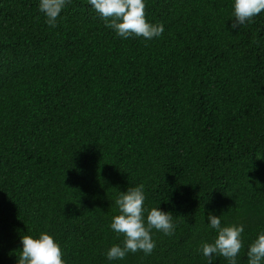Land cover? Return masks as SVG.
<instances>
[{"label":"trees","instance_id":"obj_1","mask_svg":"<svg viewBox=\"0 0 264 264\" xmlns=\"http://www.w3.org/2000/svg\"><path fill=\"white\" fill-rule=\"evenodd\" d=\"M38 2L0 0V264L41 231L66 264H205L210 210L244 224L247 264L264 231V11L232 30L231 0H145L164 26L145 40L117 37L87 0L49 27ZM138 184L175 230L108 261L115 197Z\"/></svg>","mask_w":264,"mask_h":264},{"label":"clouds","instance_id":"obj_2","mask_svg":"<svg viewBox=\"0 0 264 264\" xmlns=\"http://www.w3.org/2000/svg\"><path fill=\"white\" fill-rule=\"evenodd\" d=\"M87 3L105 21V26L122 39L142 36L145 40H151L160 37L164 31L162 23L151 22L146 18L145 0H87ZM66 4L67 0H39L38 10L43 13L45 23L55 28L57 17ZM261 11H264V0H231L228 27L237 30ZM144 200L142 184L127 187L115 197L114 203L119 211L111 218L109 227L117 236L122 235L123 239L119 243H112L104 251L103 255L108 261L123 259L129 252L138 250L145 255L150 254L155 247L152 229L165 235L173 234L175 222L170 211L158 206L147 209ZM206 223L216 231V235L200 246L199 250L206 258L205 264H213L217 256H223L227 264H237L244 224H222L221 216L211 210ZM19 249L16 264H66L59 242L48 231L20 236ZM246 257L247 264H264V231L257 233L248 243Z\"/></svg>","mask_w":264,"mask_h":264}]
</instances>
